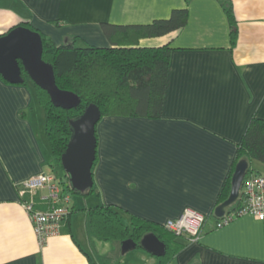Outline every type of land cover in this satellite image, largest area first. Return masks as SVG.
<instances>
[{
  "label": "crops",
  "instance_id": "1",
  "mask_svg": "<svg viewBox=\"0 0 264 264\" xmlns=\"http://www.w3.org/2000/svg\"><path fill=\"white\" fill-rule=\"evenodd\" d=\"M227 5L238 23L234 45ZM184 7L185 26L140 41L171 47L160 116L101 117L95 190L74 193L81 199L53 166L33 86L0 75V264H159L142 247L122 254L119 241L95 235L89 210L100 205L128 225L140 217L165 228L186 208L206 215L198 239L169 238L178 248L167 264H264V219L246 213L217 228L214 215L251 120L264 119V0H0V35L29 23L58 45L77 37V45L110 46L103 23L146 24ZM249 167L264 176V163ZM40 173L55 175L70 197L68 218L44 247L23 201L46 209L48 191L19 192Z\"/></svg>",
  "mask_w": 264,
  "mask_h": 264
},
{
  "label": "trees",
  "instance_id": "2",
  "mask_svg": "<svg viewBox=\"0 0 264 264\" xmlns=\"http://www.w3.org/2000/svg\"><path fill=\"white\" fill-rule=\"evenodd\" d=\"M226 11L230 22L231 41L234 45L238 37V23L231 5L226 6ZM187 20L188 9L184 7L173 9L168 18L155 19L146 24L103 23L102 27L111 42L110 46L88 43L77 45V37L58 45L29 23L21 24L41 33L43 59L53 65L57 85L61 89L77 93L81 98V103L76 108L56 107L47 91L33 83L34 94L45 113V129L54 167L63 169L61 155L70 139V120L80 115L90 103H95L100 108L102 117L160 116L171 47L169 44L142 46L140 41L179 30L186 25ZM24 77L25 81L22 84H28L29 78L25 74ZM244 158L248 162L255 159L264 163V119L251 120L238 147L230 175L218 198V205L228 198L236 164ZM251 172L253 170L249 167L247 176ZM64 173L68 178L65 171ZM67 188L74 193L69 181ZM94 190L95 184L81 194L89 195ZM238 204L239 199L227 208L226 214L232 213ZM89 216L93 232L102 240H117L122 243L132 238L138 244L137 247H140L139 242L144 234L155 233L167 247L166 254L158 257L159 264H167L178 248L171 247L169 238L179 236L163 226L140 217H133L129 225L125 224L119 211L109 205L92 207Z\"/></svg>",
  "mask_w": 264,
  "mask_h": 264
},
{
  "label": "water",
  "instance_id": "3",
  "mask_svg": "<svg viewBox=\"0 0 264 264\" xmlns=\"http://www.w3.org/2000/svg\"><path fill=\"white\" fill-rule=\"evenodd\" d=\"M24 74L47 91L56 107L72 109L80 105L81 98L77 93L57 85L53 65L43 59L41 33L17 25L0 35V75L11 84H22L25 81ZM101 117L100 108L90 103L80 115L70 120L71 135L61 155V163L74 193H85L94 184L92 168L97 154L96 125ZM248 169L249 162L245 158L236 164L230 194L215 208L217 219L222 218L227 208L240 198ZM137 245L132 238L124 240L121 243L122 254L135 249ZM139 246L157 257L164 256L167 251L165 242L153 232L144 234Z\"/></svg>",
  "mask_w": 264,
  "mask_h": 264
},
{
  "label": "built area",
  "instance_id": "4",
  "mask_svg": "<svg viewBox=\"0 0 264 264\" xmlns=\"http://www.w3.org/2000/svg\"><path fill=\"white\" fill-rule=\"evenodd\" d=\"M20 195L33 193L37 189L46 188L48 193L44 196L49 202L46 209L36 208L33 202L24 200L23 206L28 212L33 223L34 233L41 247L46 246L49 237L58 233L61 223L70 214V197L62 190L58 179L53 174L40 173L20 185ZM237 208L230 214L218 218L215 227L220 228L234 218L251 213L259 219H264V176L257 172L246 174ZM207 216L192 208H186L182 215L170 219L165 223V228L177 236H186L189 240H196L202 233Z\"/></svg>",
  "mask_w": 264,
  "mask_h": 264
},
{
  "label": "rangeland",
  "instance_id": "5",
  "mask_svg": "<svg viewBox=\"0 0 264 264\" xmlns=\"http://www.w3.org/2000/svg\"><path fill=\"white\" fill-rule=\"evenodd\" d=\"M27 81H28V83H31V85L33 86V82L30 80V79H27ZM42 109V108H41ZM44 111V110H43ZM43 117V118H42ZM40 118L41 119H44V114H43V116H41V114H40ZM71 195H72V197L73 198H76V199H78V198H80L81 199V196H79V195H76V194H74V193H71Z\"/></svg>",
  "mask_w": 264,
  "mask_h": 264
}]
</instances>
